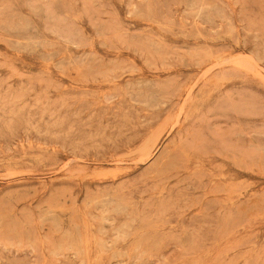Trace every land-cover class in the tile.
<instances>
[{
	"label": "rangeland",
	"instance_id": "rangeland-1",
	"mask_svg": "<svg viewBox=\"0 0 264 264\" xmlns=\"http://www.w3.org/2000/svg\"><path fill=\"white\" fill-rule=\"evenodd\" d=\"M0 264H264V0H0Z\"/></svg>",
	"mask_w": 264,
	"mask_h": 264
}]
</instances>
